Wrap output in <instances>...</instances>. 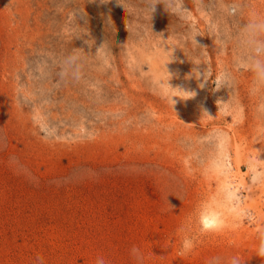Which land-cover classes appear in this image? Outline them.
Segmentation results:
<instances>
[{
	"label": "rangeland",
	"instance_id": "374dc122",
	"mask_svg": "<svg viewBox=\"0 0 264 264\" xmlns=\"http://www.w3.org/2000/svg\"><path fill=\"white\" fill-rule=\"evenodd\" d=\"M262 26L264 0H0V264H264Z\"/></svg>",
	"mask_w": 264,
	"mask_h": 264
},
{
	"label": "clouds",
	"instance_id": "9594fccd",
	"mask_svg": "<svg viewBox=\"0 0 264 264\" xmlns=\"http://www.w3.org/2000/svg\"><path fill=\"white\" fill-rule=\"evenodd\" d=\"M158 2H159V0H152L153 11L155 10V6H156V4H158ZM182 4H183V0H164V6L166 9H169V6L174 8L177 5L182 6ZM262 27H264V26H262ZM196 36H198V35H194L192 37V39L197 44V42L195 40ZM258 75L261 78H264V64L258 65ZM218 83L226 84L227 80L226 79L221 80L220 78H218ZM167 86L169 88H172L169 85L168 81H167ZM204 86H205L204 83L200 84V87L203 88ZM176 89L184 92L185 95L188 97V99L195 96L194 92L183 91L179 88H176ZM173 97H177V96H171L170 97L171 102L174 105L176 103V101L173 99ZM225 198L231 199V194L230 193L226 194ZM170 208H171V206H170ZM198 224H199L200 230L204 233L220 231L225 226L224 220H223V213L221 210L217 209L215 206H212L211 209L207 205L203 206L199 212ZM258 241L259 242H258V245L256 248V256L261 258V260H264V229H262L258 232ZM195 246H196V240L192 236L185 235L181 239L180 252H181V254L190 253L192 250H194ZM131 254H132L133 258L136 260L137 264H143L144 255L139 248L133 246V248L131 249ZM36 259L39 262V264H43V258L42 257L38 256ZM95 264H106V262H105L104 258L98 257ZM229 264H242V261L240 260L239 257H233V258H231Z\"/></svg>",
	"mask_w": 264,
	"mask_h": 264
},
{
	"label": "bare ground",
	"instance_id": "6f19581e",
	"mask_svg": "<svg viewBox=\"0 0 264 264\" xmlns=\"http://www.w3.org/2000/svg\"><path fill=\"white\" fill-rule=\"evenodd\" d=\"M235 178L236 177L234 176V174L230 173L223 180V186L226 187L228 190H230L231 198L235 196L234 191L237 188V179ZM238 203H239V200H238Z\"/></svg>",
	"mask_w": 264,
	"mask_h": 264
}]
</instances>
